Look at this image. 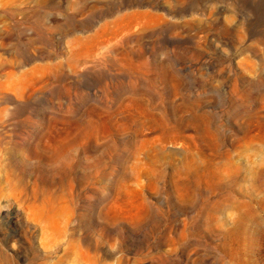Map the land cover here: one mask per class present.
<instances>
[{
  "label": "rangeland",
  "instance_id": "374dc122",
  "mask_svg": "<svg viewBox=\"0 0 264 264\" xmlns=\"http://www.w3.org/2000/svg\"><path fill=\"white\" fill-rule=\"evenodd\" d=\"M0 264H264V0H0Z\"/></svg>",
  "mask_w": 264,
  "mask_h": 264
},
{
  "label": "bare ground",
  "instance_id": "6f19581e",
  "mask_svg": "<svg viewBox=\"0 0 264 264\" xmlns=\"http://www.w3.org/2000/svg\"><path fill=\"white\" fill-rule=\"evenodd\" d=\"M45 0H38V3H41V2H44ZM6 12V15H10L12 14V11L11 10H8V11H5Z\"/></svg>",
  "mask_w": 264,
  "mask_h": 264
}]
</instances>
